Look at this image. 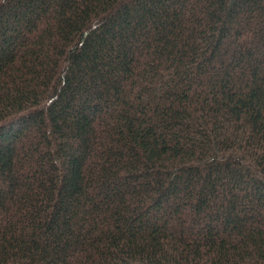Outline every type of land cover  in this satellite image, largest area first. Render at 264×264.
<instances>
[{"label":"trees","instance_id":"trees-1","mask_svg":"<svg viewBox=\"0 0 264 264\" xmlns=\"http://www.w3.org/2000/svg\"><path fill=\"white\" fill-rule=\"evenodd\" d=\"M0 264H264V0H0Z\"/></svg>","mask_w":264,"mask_h":264}]
</instances>
